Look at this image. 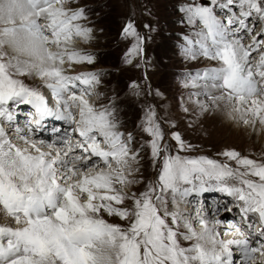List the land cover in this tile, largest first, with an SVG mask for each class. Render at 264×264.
<instances>
[{"label":"snow or ice","instance_id":"snow-or-ice-1","mask_svg":"<svg viewBox=\"0 0 264 264\" xmlns=\"http://www.w3.org/2000/svg\"><path fill=\"white\" fill-rule=\"evenodd\" d=\"M69 3L0 0V123L9 129L16 123L25 145L12 143L0 126V208L17 225H0V264H264V160L235 150L217 153L222 160L182 155L193 146L172 131L173 149L152 105L139 125L148 139L135 147L132 133L119 130L113 108L89 104L98 75L69 74L64 67L66 60L69 69L93 62L73 46L74 38L90 39L92 29L80 23L87 19L85 10L66 7ZM180 10L193 29L183 37L185 57L200 56L218 65L188 74L191 83L185 87H201L210 104L227 110L232 119L264 125V0H201ZM122 37L132 39L126 63L136 58L145 63L151 37L138 32L131 20ZM19 77H39L55 107ZM133 87L138 85L133 82ZM195 103L202 111L209 109L199 99ZM22 111L23 128L18 125ZM49 117L68 129L53 127V137L34 139L45 131ZM144 147L157 168L156 179L142 191H127L141 182L137 176H142ZM209 191L232 197L235 204L225 203L228 215L216 220L209 219L201 204L197 232L190 197ZM220 208L217 203L213 214ZM236 209L241 223L231 215ZM105 213L126 226L107 222ZM225 222L238 239L220 238L216 226ZM181 240L192 243L184 247Z\"/></svg>","mask_w":264,"mask_h":264},{"label":"rangeland","instance_id":"rangeland-1","mask_svg":"<svg viewBox=\"0 0 264 264\" xmlns=\"http://www.w3.org/2000/svg\"><path fill=\"white\" fill-rule=\"evenodd\" d=\"M200 2L201 0H70L65 6L83 8L87 19L80 23L92 29L90 39L74 38L73 46L93 57L90 64L87 62L76 64L75 68L79 67L77 70H74L72 65L71 69L74 71L70 74L81 69L85 73L96 74L100 71L96 93H92V98L97 100L89 104L96 108L104 106L113 108L119 128L123 129L122 132L132 133L135 147H140L148 139L139 125L144 110L152 105L158 116L163 118L161 122L165 140L169 145L175 148V142L171 140L169 133L176 131L184 141L193 146L191 151L182 155H202L222 160L224 158L217 156V153L235 150L242 156L264 160V139L257 137L253 131L255 125H249V129L237 119V130L231 126H222L219 118L214 115V107L207 97L203 94H200L201 96L192 94L193 92L196 94L197 90L201 93L203 89L199 86L185 87L188 80V77L187 80L184 79L186 72L192 74L193 71L211 65L203 57L189 59L182 51L181 53L178 51V47L182 49L185 43L183 37L193 31L180 9L184 5ZM129 20L134 22L138 32L151 37L145 44L143 64L140 58L134 59L132 63L125 61V54L131 46L132 39L122 37V29ZM145 24L151 28L145 29ZM259 29L260 24L257 23L256 31ZM246 41L247 36L244 39V42ZM65 65L69 68L67 60ZM19 78L30 87H38L41 91L44 89V92L46 90L39 77ZM133 82L138 88L133 87ZM197 99L208 103L209 109L202 111L195 103ZM164 120L172 122L175 127H170L168 123L163 122ZM139 167L142 176H137V179L141 182L132 185L126 189L127 191H142L148 181L156 179L157 168L153 166L147 147L141 152ZM124 206L129 207L130 201H126ZM169 208H172L171 204ZM2 215L0 213V224H5L8 219L2 218ZM103 218L109 223L126 226V222L118 217L105 213ZM9 222L11 221L6 223L8 226ZM259 229L260 227L257 231ZM181 243L182 246L188 247L192 242L181 240Z\"/></svg>","mask_w":264,"mask_h":264},{"label":"bare ground","instance_id":"bare-ground-1","mask_svg":"<svg viewBox=\"0 0 264 264\" xmlns=\"http://www.w3.org/2000/svg\"><path fill=\"white\" fill-rule=\"evenodd\" d=\"M248 38V41L250 40V37H247ZM248 41H246V42H244L245 44H248L249 42ZM73 45H75V43H73ZM76 47V46H75ZM255 62V61H254ZM75 65L76 64H73V68H74V70H77V69H79V67L78 66H76V68H75ZM65 67V69L66 70H69V74H70V72H73L74 70H72V69H69V68H67V66L65 65L64 66ZM28 78H35V77H28ZM40 80V79H39ZM89 99V98H88ZM94 103V102H93ZM49 107H50V105H48ZM94 106V105H93ZM212 107H214V115H216V117H218L219 118V123H221V125L222 126H224V127H226V126H231L232 128H234L235 130H237V127H238V123H237V119H232V118H230L229 116H228V114H227V110H220V109H217L215 106H212ZM63 125H65V126H68L67 124H65L64 122H63ZM248 128H249V125H246ZM45 128H47L46 126H45ZM60 128H63L62 126L60 127ZM250 129V128H249ZM253 131H255L256 132V135H257V137H260V139H264V125H259V123H257L256 125H255V127H254V130ZM254 132V133H255ZM251 133V132H250ZM8 135H9V139H11V137L12 136H14V135H16V133H11V134H9V132H8ZM11 136V137H10ZM49 138L50 137H53L54 136V133L52 132V134L51 135H47ZM44 137L46 138V134L44 135ZM13 138H16V137H13ZM264 141V140H263ZM262 143V142H261ZM44 151V150H43ZM45 151H47V150H45ZM182 208L184 207V205L183 204H181L180 205ZM0 211H3L2 210V208H0ZM4 212V211H3ZM1 213V212H0ZM1 214H3V213H1ZM225 215H228L226 212H224L221 216H220V219L222 218V217H224ZM229 218H231V216L229 217ZM193 219H195V217H193ZM4 220V219H3ZM5 221V220H4ZM210 226H212L211 224H210ZM226 226L227 225H225V224H222V225H219V226H216V228H217V231H219V233H220V238H222L223 239V236H222V232H223V230L226 228ZM200 231V226H199V229H198V232ZM256 259L257 260H259L260 259V257H259V255H257V257H256Z\"/></svg>","mask_w":264,"mask_h":264}]
</instances>
